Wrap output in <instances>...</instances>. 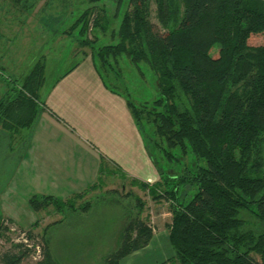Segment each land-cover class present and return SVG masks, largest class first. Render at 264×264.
<instances>
[{"label":"trees","instance_id":"16d2710c","mask_svg":"<svg viewBox=\"0 0 264 264\" xmlns=\"http://www.w3.org/2000/svg\"><path fill=\"white\" fill-rule=\"evenodd\" d=\"M85 1L90 6L67 34L77 30V46L89 50L83 56L90 57L104 88L125 100L159 174L152 185L127 180L152 202L167 203L174 254L161 264H264V46L247 44L249 34L264 33V0ZM151 3L163 36L153 31ZM118 18L117 29H110ZM92 30L98 35L90 39ZM106 37L113 43L97 45ZM123 61L136 69L144 65L156 76L155 99H132ZM44 69L39 61L0 99V129L9 134L8 145L30 140L44 109L39 97ZM188 153L193 169L177 173L164 166ZM105 162L96 183L80 194L64 201L34 195L29 203L37 212L50 207L57 214L86 212L90 204L77 201L102 186ZM135 202L137 211L127 215L117 249L102 264H119L150 242L153 230L141 216L145 204L140 198ZM44 242L37 264H59ZM23 255L5 252L0 264H20Z\"/></svg>","mask_w":264,"mask_h":264},{"label":"rangeland","instance_id":"374dc122","mask_svg":"<svg viewBox=\"0 0 264 264\" xmlns=\"http://www.w3.org/2000/svg\"><path fill=\"white\" fill-rule=\"evenodd\" d=\"M89 6L85 0H0V99L9 87L12 88L13 80L26 76L40 61L45 67L39 95L43 100L54 81L80 63L83 53L89 54L88 49L77 46V30L67 34L79 12ZM105 7L108 15H112L113 7L107 2ZM149 19L153 31L165 35L166 31L157 21L153 3ZM119 21L120 18L111 21L110 29H117ZM94 35L98 33L92 30L87 36L91 39ZM108 43L113 42L106 37L97 45ZM247 44L264 46V33L249 34ZM218 50L215 46L210 55L217 57ZM120 67L132 99L140 102L157 97L156 76L147 67L140 65L136 69L127 61H123ZM1 129L0 255L5 252L22 253L24 257L20 264H37L42 260V252L46 249L44 240H47L48 250L59 264H102V259L117 249V240L127 215L130 211L132 214L137 211L135 198H140L145 204L141 216L154 230L158 228L157 221L161 216L169 213L167 205L154 207L157 203L150 200L147 192L117 175L102 177L103 184L98 190L88 192L83 200L77 201V205L90 204L86 212L63 210L57 214L51 207L37 212L29 200L41 194H37L33 186L25 185L14 172L28 142L15 140L8 145L9 134ZM200 164L204 165L203 162ZM164 166L177 173L183 172L185 166L193 169V156L188 153L184 159L179 158V161ZM169 223L170 218L165 217L160 227L167 230ZM28 233L32 238L24 244L21 236H28ZM173 252L167 243L154 241L149 249L129 260H134L133 264H161Z\"/></svg>","mask_w":264,"mask_h":264},{"label":"crops","instance_id":"0c3cea01","mask_svg":"<svg viewBox=\"0 0 264 264\" xmlns=\"http://www.w3.org/2000/svg\"><path fill=\"white\" fill-rule=\"evenodd\" d=\"M43 100L44 109L14 171L37 194L63 201L80 194L96 183L102 159L106 161L103 178L117 175L149 185L159 181L125 100L104 88L89 56L61 77ZM153 203L156 208L167 205ZM165 217L170 214L166 212L157 221L158 228H152L148 245L119 264H133L129 259L154 241L171 247L168 231L160 227Z\"/></svg>","mask_w":264,"mask_h":264},{"label":"built area","instance_id":"2783aa9c","mask_svg":"<svg viewBox=\"0 0 264 264\" xmlns=\"http://www.w3.org/2000/svg\"><path fill=\"white\" fill-rule=\"evenodd\" d=\"M29 241V238L26 234H23V236H21V242L22 243H27Z\"/></svg>","mask_w":264,"mask_h":264}]
</instances>
